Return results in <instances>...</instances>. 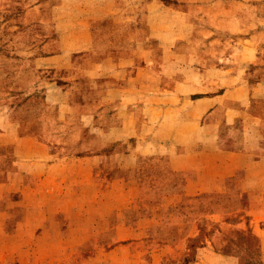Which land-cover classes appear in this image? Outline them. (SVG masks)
<instances>
[{
	"label": "crops",
	"instance_id": "1",
	"mask_svg": "<svg viewBox=\"0 0 264 264\" xmlns=\"http://www.w3.org/2000/svg\"><path fill=\"white\" fill-rule=\"evenodd\" d=\"M86 1L76 2L67 24L49 16L32 25L39 36L36 55L43 58L40 72L55 75L22 80L18 99L0 112V147L33 150L2 161L0 212H68L67 217L91 221L90 213L97 211L108 218L101 233L112 234L114 228L149 225L154 218L150 211L160 208L168 226L187 229L183 239L195 236L201 223L212 228L208 242L215 247L226 243L223 238L233 230L257 227L264 220V102L253 89L264 87V12L232 13L228 20V32L245 41L244 55L252 51L256 59L250 60L260 63L258 76H243L240 86L222 91H202L194 87L201 83L194 77L150 75L149 40L155 20L185 23L186 5L208 9L218 0H183L179 7L173 0H104L107 4L94 9H86ZM231 1L259 9L264 5ZM50 4L44 11L36 8L52 13ZM252 19L258 23L250 30ZM140 51L143 63L137 58ZM138 66L149 74L135 75ZM168 82L193 87L177 92L172 98L178 103L171 106L169 90H158ZM26 104L39 109L33 125L23 113ZM171 107L181 116H166ZM232 122L237 128L230 129ZM199 196L213 204L196 216L197 204L186 206L185 201ZM221 196L248 201L243 208L224 207L218 202ZM144 207L146 214L133 223L111 218ZM242 209L251 213L249 222L226 219Z\"/></svg>",
	"mask_w": 264,
	"mask_h": 264
},
{
	"label": "rangeland",
	"instance_id": "2",
	"mask_svg": "<svg viewBox=\"0 0 264 264\" xmlns=\"http://www.w3.org/2000/svg\"><path fill=\"white\" fill-rule=\"evenodd\" d=\"M78 1L80 0H38L37 2L0 0V112L9 101L18 99L15 95L20 92L22 80L35 81L38 76L55 75L53 71L40 72L42 67L39 65L43 62V58L36 55L35 42L39 36L35 35L32 27L34 22L56 16L61 17L67 24L72 20L73 11L79 5L77 3L76 6ZM87 1L86 9L107 4L104 0H101L102 3H97L98 0ZM259 1L264 2V0H248L247 3L256 4ZM172 2L178 7L184 4L183 0ZM38 3L42 4L39 6ZM44 3H51L52 13L43 12ZM125 6L131 8L129 3ZM139 6L137 4L133 8L137 9ZM213 6V8L199 9L186 5L185 23L177 20L154 21L156 25L149 40V44L153 47L152 55H149L151 59H148L153 63V72H150V75L169 77L170 80L171 77L177 76H185L189 80L194 77L201 81L194 87L202 91H222L226 86H240L243 76H249L250 79L258 76L259 70L256 68H259L260 63H253L250 60V58L256 59L252 51L249 55H244L245 41L241 35L228 32V20L232 13H244L248 16L264 12V5L259 9L242 6L231 0L227 2L218 0ZM36 7L43 11L38 12ZM255 16L257 18V15ZM254 19L247 23L250 30L255 29L258 23ZM63 38L66 40L70 37L63 35ZM254 42L259 43L257 39ZM209 47H213L211 52ZM144 56L145 53L142 54L141 51L137 54L138 60L142 63L145 62ZM195 65H201V68L196 69L193 67ZM261 65L264 68V64ZM134 74L149 73L145 68L138 66L134 68ZM228 76H233L234 79L227 80ZM216 79L219 81L218 84L210 83V80ZM189 87H193V84L168 82L164 85L159 84L158 90L163 88L169 90L166 93L169 94L167 97L171 98L166 99L170 100L169 104L173 106L177 105L178 101L172 97H176L177 92L189 91ZM253 91L264 102L263 85L255 86ZM240 102L244 105L243 100ZM37 112L39 109L33 104L24 106L23 113H26L25 117L29 119L31 125L34 123L33 114ZM166 116L177 119L181 114L179 110L171 107ZM229 124L230 129L237 128L235 122ZM26 150L32 154V149L16 152L11 148L0 147V170L3 160L7 161L16 155L28 156ZM252 197L257 198L256 195ZM197 200L207 202L204 196L197 197ZM167 201L173 203L171 198ZM198 201L187 200L185 204L186 206L198 204L200 203ZM238 201L235 199L229 202L223 196L218 199V202H224V207L235 206ZM240 201L243 208L248 200L240 197ZM211 204L206 203L200 208L197 206L196 216L203 215ZM138 209L137 211L136 208H131L111 218L116 219V222L127 218L128 222L133 223L137 216L146 214L147 208ZM75 210L76 207L73 210L76 213ZM80 214L82 215L81 212L78 213ZM90 215L93 220L86 219L88 222L83 219L77 220L76 216L67 217L68 212L44 213L20 209L0 212V264H264V220L260 221L257 227L248 226V232L233 230L227 233V237L225 236L223 240L228 241L215 247L208 242L212 228L206 229L201 223L202 227L195 236L183 239L181 237L187 235V229L178 231L168 226L171 223L167 222L168 218L164 219L161 215L160 208L150 211L149 215H153L154 218L149 225L139 229L114 228L112 234L101 233L104 230L102 226L108 219L105 214L96 211L91 212ZM44 216L46 217L43 218ZM251 216L250 212L246 213L242 209L227 216L226 219L249 222ZM117 217L121 218V221H117Z\"/></svg>",
	"mask_w": 264,
	"mask_h": 264
},
{
	"label": "trees",
	"instance_id": "3",
	"mask_svg": "<svg viewBox=\"0 0 264 264\" xmlns=\"http://www.w3.org/2000/svg\"><path fill=\"white\" fill-rule=\"evenodd\" d=\"M237 200H239L238 202V204L237 205H235V206H232V207H234V208H236L237 206H241L242 205V202L240 201V198H237ZM200 203H198L197 204V206L200 208V207H203L204 205H206V203L207 202H204V201H199ZM216 203H217V201H215ZM212 203V202H211ZM213 204V203H212ZM192 240H194V239H192Z\"/></svg>",
	"mask_w": 264,
	"mask_h": 264
}]
</instances>
